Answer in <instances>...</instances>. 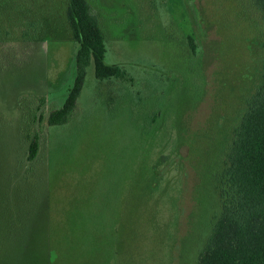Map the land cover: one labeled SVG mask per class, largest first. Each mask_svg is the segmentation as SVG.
Segmentation results:
<instances>
[{
  "label": "rangeland",
  "instance_id": "obj_1",
  "mask_svg": "<svg viewBox=\"0 0 264 264\" xmlns=\"http://www.w3.org/2000/svg\"><path fill=\"white\" fill-rule=\"evenodd\" d=\"M90 2L130 78L99 79L92 60L49 125L77 75L68 0H0V264H198L264 21L251 0Z\"/></svg>",
  "mask_w": 264,
  "mask_h": 264
},
{
  "label": "trees",
  "instance_id": "obj_2",
  "mask_svg": "<svg viewBox=\"0 0 264 264\" xmlns=\"http://www.w3.org/2000/svg\"><path fill=\"white\" fill-rule=\"evenodd\" d=\"M251 1L264 21V0ZM67 16L73 36L79 42L77 75L65 102L49 113V125L68 121L92 60L99 79L130 78L121 65L105 60L106 34L90 0H68ZM188 40L195 52L194 38L189 35ZM261 65L260 82L247 100L226 152L218 184L222 209L207 245L199 254L198 264H264V61ZM38 118H43L42 113ZM40 147L39 131H34L27 155L31 163L39 156ZM27 169L34 167L29 165Z\"/></svg>",
  "mask_w": 264,
  "mask_h": 264
}]
</instances>
